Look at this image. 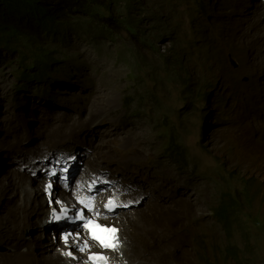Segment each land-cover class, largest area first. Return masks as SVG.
<instances>
[{"label":"rangeland","instance_id":"374dc122","mask_svg":"<svg viewBox=\"0 0 264 264\" xmlns=\"http://www.w3.org/2000/svg\"><path fill=\"white\" fill-rule=\"evenodd\" d=\"M240 1L205 0L208 14L201 17L200 22L205 29L208 28V37L212 36L215 28L221 34L219 43L226 48L229 43H224V40L237 35L233 26V13L243 7L239 4ZM218 4L222 5L221 8L214 11ZM222 14L227 16L223 17ZM240 18L245 22L251 19L250 16ZM122 36L125 37L123 32ZM187 38L186 31L184 39ZM127 39L128 37L125 40ZM129 42L137 46L135 54L144 57V68L135 63L134 59L131 64L116 57L119 52L126 51L121 39L98 53L86 42H82L80 53L85 54L89 62L87 75L83 70L71 74L63 69L56 72L59 76L56 80L64 82L63 84L51 87L49 81L37 83L26 93H16L18 78L13 71L16 61L12 60V55L4 54L0 59V106L6 110L8 117L18 115L27 108L24 118L14 121L18 130L26 126L31 130L30 117L35 116V111L45 114L65 111L63 115L67 116L63 119L57 118L56 114L54 120H50L45 130L49 133H43L44 136L53 135L55 140L68 146L87 145L91 154L90 162L95 155L97 167L102 169L107 163L105 170H122V174L131 178L137 174L145 183L152 184L151 205L149 204L152 207L149 212L151 225L163 229L167 251L162 259L156 260V264H214V261L218 264H248V261L251 264H264V227L256 223L257 215L261 222L264 220V199L259 197L258 190L252 193L257 183L249 177L250 197L246 198L236 179H227V170L218 161L224 151L229 153L232 135L239 131L240 120L237 116L244 101L230 102L228 93H223L226 91V84L223 83L219 92L211 96L209 105L205 104L203 115L210 110L205 117L207 120L200 119L197 114L202 104L197 102L190 105L188 94L183 90L184 83L170 81V73L164 68L165 59L168 60L171 50L177 48L179 37L165 35L153 47L142 46L133 38ZM105 51L107 53L102 54ZM247 55L248 52L245 57ZM253 56V53L250 54V57ZM208 64L210 63L205 64L203 71L195 69L192 77L198 84L206 85L223 72L231 75L234 81H244L243 74H238L240 65L230 58L224 69L217 64ZM154 67H158L159 77L152 80L150 74ZM143 69L148 71V75L144 82H140L137 76L145 74L141 71ZM218 87L219 85L216 89ZM38 88L47 89V92L41 95L35 92ZM210 88L212 86H204L202 91L205 93ZM53 92L57 94L56 99L49 97ZM151 92L156 93L158 102L153 103L146 98ZM133 93L137 96L145 95L139 113H136L138 108L133 103L136 108L134 115L132 101H129ZM222 94L227 100L223 106L219 102ZM16 95L23 99L20 107L14 106ZM219 108L223 110L226 119L214 118L217 115L215 111ZM70 113L72 117L68 119ZM90 116H94L95 120L86 124V127L84 120ZM65 119L67 120L62 123L61 120ZM203 124L208 126L204 143L200 139V127ZM83 128L84 134L89 135V141L85 139V144L76 141L77 137L83 135ZM98 132L99 135L96 136ZM170 133L177 135L179 142L185 144L186 150H182L187 158L183 164L166 152L169 139L167 134ZM235 191L241 205L238 210H233V230L225 232L212 209L224 202L226 194ZM168 215L170 222L167 223ZM161 216H165L166 221L160 220ZM228 243L238 247L236 254L229 250L224 252V246Z\"/></svg>","mask_w":264,"mask_h":264},{"label":"clouds","instance_id":"9594fccd","mask_svg":"<svg viewBox=\"0 0 264 264\" xmlns=\"http://www.w3.org/2000/svg\"><path fill=\"white\" fill-rule=\"evenodd\" d=\"M133 1L136 5L135 11L140 10L136 13V16L142 22L141 30L147 38L145 45L153 47L165 35L179 37L175 50L179 48L180 69L182 68V70L180 78L177 77L176 79L174 76L179 74L174 72L170 73L169 79L170 81L184 83L183 90L188 94L190 105L193 106L197 102L202 104L197 117L200 116V119L207 120L205 117L210 113V110L207 111L206 115H203L205 104L209 105L211 96L219 92L223 83L226 84V86L224 85L226 91L223 93H228L230 102L244 101V106L237 116L240 120L239 131L234 132L232 135L228 146L229 153L224 151L218 157V161L221 162L222 168L227 170V179H236L246 198L250 197L249 177H251L257 183V187L252 189V193L258 190L260 192L259 197L264 199V89L263 93H260L257 87L260 71L258 74L243 70L245 54L249 46L257 44L260 47L261 58L264 56V0L240 1L239 4H242L243 7L238 12L233 13L235 18L233 26L237 35L224 40V43H229L227 48L219 43L221 42V34L215 28L212 31V36L208 37V28L205 29L200 22V18L208 14V4L205 0ZM221 6V4H218L214 11L221 8ZM192 10H200L195 18L190 17L189 13ZM156 14L160 18L159 24L154 20ZM222 16L226 17L227 14H222ZM241 16H250L251 19H247L245 22L240 18ZM186 31L188 32V38L184 39ZM196 35H200V41L196 47L184 50L183 46L185 47L191 42ZM120 37L124 42L127 36L120 35ZM239 39L241 40L239 41ZM67 41L69 53L78 56L81 62L79 66H75L77 71L68 69V67L64 70L68 73H71L72 70L73 73L71 74L83 70L87 75L86 68L89 62L85 54L80 53V44L86 42L94 52L98 53L97 45L103 42V49L106 47L104 44L110 43L112 40H104V36L96 37L95 35L80 34L74 31ZM127 41L131 40L128 38ZM115 42L116 40L111 42V47ZM140 44L142 45L141 42ZM218 50H222L221 55L218 54ZM105 53L107 52L105 51L102 54ZM116 57L119 59L118 55ZM228 58L240 65L238 74H243L242 79L244 81H241V79L234 81L231 75H226L225 72L216 75L206 85L198 84L193 79L192 75H194L195 69L203 71L207 62L213 65L217 64L219 68L224 69ZM62 70L63 66L57 67L51 77L56 80L59 77L56 72ZM55 80H32L27 86L23 87H21L22 83L18 80L16 82V93L29 92L33 88L32 85L37 83L42 84L49 81L51 87L54 84L58 86L64 83ZM262 80L264 82V78ZM218 85L219 87L216 89ZM204 86H212V88L207 89L204 93L202 91ZM80 88H82V85ZM35 92L43 95L47 92V89L38 88ZM194 94H196V97H194ZM56 96L55 92L49 94L52 99H56ZM26 99L28 98L26 97ZM225 100V95L222 94L219 99L222 106L225 105ZM13 102L15 107H20L23 99L20 95H16ZM5 112L6 110L4 111L0 106V188L6 184L9 177H15L18 183L23 182L27 185L34 196H40L43 199L48 210L46 213L47 223L42 230L46 234L42 237L50 247L48 254L55 253L61 264H134L133 255L127 254L125 251L129 242L126 239L128 236H125L124 233L125 231L126 233L132 231V236L134 235L135 224L131 215L139 213L146 203L151 200L148 198L149 193L141 191V189H153L137 174L131 178L126 174H122V170L118 172L105 170L104 167L107 166V163L103 165L102 169L100 166L97 167L95 155L91 162V165H93L91 169L95 173L87 181L83 172V165L88 158V156L84 157L85 153H88V146H68L61 144L54 138L49 139V134L45 136L43 134L47 132L45 131L47 126L50 124V120H54L56 114L59 119L67 116L63 115L65 111L60 110V113L47 114L35 111V116L30 117L31 130L29 126L18 130L16 124H14L15 120L20 121L24 118L27 108L20 111L18 115H10L9 117ZM215 114H217L214 117L215 119L225 117L221 108L217 109ZM71 117L72 113L68 115V119ZM66 120H61V122L63 123ZM164 125L166 126V124ZM200 129V139L204 143L208 126L203 124ZM132 190L139 191L132 194ZM18 192L21 193V190L18 189ZM22 195V197L25 196ZM28 199L30 197H24L26 207L30 204ZM110 200L114 202L112 205H109ZM144 200L146 202L139 207V204ZM5 202V198L0 199V226L4 224V215L8 214V211L2 208ZM217 206L212 209L215 218L217 216L214 209ZM256 219L257 225L264 227V220L262 223L258 219V215ZM217 220L219 221L218 218ZM97 224L100 225V228L95 227ZM221 226L225 232L233 230L232 225L230 231H227L223 225ZM104 228H114L117 231L115 233L104 232L102 231ZM30 232L37 233L36 229H31ZM93 233L107 243H111L112 237L115 236L118 246L116 248L104 247L100 240L93 237ZM7 238L6 234L0 231L1 254L7 251ZM228 246L233 250V254L238 252V247L232 243L224 246V252H226ZM93 248L100 251H92ZM101 256L105 257V260H100L99 257ZM140 264H149V262L142 259ZM214 264L218 263L214 261ZM248 264H251V262L248 261Z\"/></svg>","mask_w":264,"mask_h":264},{"label":"trees","instance_id":"16d2710c","mask_svg":"<svg viewBox=\"0 0 264 264\" xmlns=\"http://www.w3.org/2000/svg\"><path fill=\"white\" fill-rule=\"evenodd\" d=\"M135 10L136 5L133 0H0V59L4 54L12 55V60L16 61L13 71L22 83L21 87L27 86L32 80L54 81L51 74L57 70V67L63 66V69L68 67L77 71L75 66L80 65L81 59L70 54L67 49V40L74 31L96 37L104 36V40L112 41L121 39L120 35L123 32L129 40L135 38L142 43V46H146L147 38L141 30L142 22L136 16L140 10ZM198 12L200 10H192L189 13L190 17L195 18ZM159 19V15L156 14L154 20L157 24ZM199 37L200 35L193 37L189 45L183 46V49L196 47L200 41ZM111 42L104 45L109 46ZM123 44L126 51L119 52V60L132 64L134 59L135 63H139L140 67L144 68V63L142 64L144 57L135 54L137 46L127 40ZM130 44L131 47L128 46ZM102 45L103 42L97 45L98 51L102 50ZM218 54L221 55L222 50H218ZM180 60L179 48L173 49L172 55L168 60L165 59L164 68L169 73L179 74L174 76L176 79L180 78L182 70ZM141 71L145 74L137 77L140 78V82H144L148 71L145 69ZM152 72L150 74L152 80L159 77L158 67H154ZM146 98L153 103L158 102L155 92L149 93ZM129 101H132V115H134L136 108L133 103H136L138 108L136 113H139L145 95L137 96L133 93ZM167 136L169 139L166 152L183 164L187 158L184 152L185 144L179 142L175 134L170 133ZM240 205L235 191L226 194L224 202L219 203L214 209L221 225L227 231H230L233 223V210L239 209ZM227 250L233 252L229 246L226 247V252Z\"/></svg>","mask_w":264,"mask_h":264},{"label":"bare ground","instance_id":"6f19581e","mask_svg":"<svg viewBox=\"0 0 264 264\" xmlns=\"http://www.w3.org/2000/svg\"><path fill=\"white\" fill-rule=\"evenodd\" d=\"M247 52L248 55L245 57V66L243 70L252 73H258L260 71L261 74L257 81V87L258 91L263 93L264 82L262 78H264V56L261 58L260 47H258L257 44L249 46ZM252 53L254 56L250 57ZM93 120H95L94 116H90L88 119L86 118L84 120L85 126L88 127L86 124ZM81 133L83 135L77 137L76 141L85 144L89 141V135L87 134V136L84 134V128ZM98 135L99 132L96 136ZM52 136L53 135H51L49 139L53 138ZM103 148L105 152L106 147L104 146ZM87 156V161L84 162L83 165V172L86 180L89 181L90 177L95 172L91 169V154L89 152L85 153L84 157ZM148 185L152 187V184ZM18 189L21 190V193L18 192ZM138 191L132 190V194H136ZM141 191L148 192V198L150 197L151 199V190L141 189ZM22 194L25 195L24 197H30V199H28L30 203L28 207H26L24 203ZM1 198L6 199L2 208L6 209L8 214L4 215V224H1L0 231H3L8 238L7 251L3 254L0 253V264H61L55 253L52 255L48 254L50 247L47 241L42 237V235L46 234L42 230L44 228L43 226L47 223L46 213L48 210V208L45 207L43 199H41L40 196H34L32 190L23 182L18 183L15 177H9L6 184L0 188V199ZM144 202H146V200L142 201L139 207L142 206ZM149 204L151 205V200L149 203H146L139 213L131 215L135 224L134 235L132 236V231L131 233H126V231L124 233L125 236H128L126 239L129 242L125 251L127 254L133 255L132 260L134 264H140L142 259L148 260L149 264H156V260L159 261L167 253L163 229L151 225L152 220L150 219L151 215L149 212L152 211V207H150ZM159 206L160 203L158 202L157 207ZM162 217L163 216L159 217V219L166 221L165 216L164 218ZM168 222H170V215L167 217V223ZM31 229H36L37 233L30 232ZM27 231H29V233H26ZM173 241H176L175 238ZM92 251L100 250L93 248Z\"/></svg>","mask_w":264,"mask_h":264},{"label":"snow or ice","instance_id":"6c2138e0","mask_svg":"<svg viewBox=\"0 0 264 264\" xmlns=\"http://www.w3.org/2000/svg\"><path fill=\"white\" fill-rule=\"evenodd\" d=\"M50 187V186H49ZM114 202L113 201H109V205H112ZM57 219L59 218V217H56ZM83 218V217H82ZM89 223H91V222H89ZM95 227L96 228H100V225H95ZM102 231H104V232H111V233H115L117 230L116 229H107V228H104V229H102ZM93 237L95 238V239H98V240H100V243L104 246V247H112V248H116L117 246H118V242L116 241V238H115V236H113L112 237V242L111 243H107V242H105V240L104 239H102L101 237H99V236H96L95 235V233H93ZM65 239H67V237H65ZM99 259L100 260H105V257H99Z\"/></svg>","mask_w":264,"mask_h":264}]
</instances>
